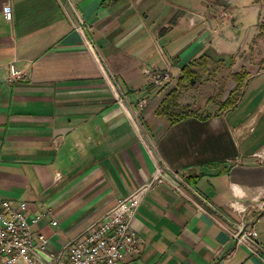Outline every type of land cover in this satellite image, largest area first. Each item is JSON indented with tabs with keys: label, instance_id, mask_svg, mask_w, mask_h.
<instances>
[{
	"label": "crops",
	"instance_id": "1",
	"mask_svg": "<svg viewBox=\"0 0 264 264\" xmlns=\"http://www.w3.org/2000/svg\"><path fill=\"white\" fill-rule=\"evenodd\" d=\"M222 1L0 0V206L48 211L33 227L48 237L46 252L164 164L183 175V193L166 183L147 193L133 220L145 245L123 264H264V65L241 62L264 7ZM227 5L239 17L214 22L215 6ZM244 9L243 19L258 14L249 27ZM199 57L233 61L234 104L171 123L158 111L166 85L144 69L167 70L172 84ZM11 64L27 76L9 81ZM242 222L257 231L259 253L237 243Z\"/></svg>",
	"mask_w": 264,
	"mask_h": 264
},
{
	"label": "built area",
	"instance_id": "2",
	"mask_svg": "<svg viewBox=\"0 0 264 264\" xmlns=\"http://www.w3.org/2000/svg\"><path fill=\"white\" fill-rule=\"evenodd\" d=\"M3 11L8 19L12 18L13 10L9 2L4 5ZM144 70L150 83L158 87H163L172 79L167 70L157 66L146 67ZM26 76L25 71L16 68L14 64L10 65L9 81ZM118 99L122 101V98ZM147 101V98L141 99L140 108H143ZM256 155L264 159V148L256 152ZM183 178L182 174L169 166L157 165L149 181L121 198L54 253L46 252L48 237L33 229L48 215V211L30 215L27 201L15 204L12 200L5 199L0 206V264H123L130 258H136L143 250L145 239L133 226V220L145 196L163 183L183 193L180 187ZM196 193L208 203L199 192ZM230 206L242 213L247 208L238 200H232ZM197 207L204 210L200 204H197ZM256 208L264 209V201L257 203ZM52 222L57 223L56 220ZM233 235L238 244L248 246L253 253L261 251L257 231L246 226L244 222L237 226Z\"/></svg>",
	"mask_w": 264,
	"mask_h": 264
},
{
	"label": "rangeland",
	"instance_id": "3",
	"mask_svg": "<svg viewBox=\"0 0 264 264\" xmlns=\"http://www.w3.org/2000/svg\"><path fill=\"white\" fill-rule=\"evenodd\" d=\"M216 2V0H211ZM222 1V0H217ZM228 2V5L232 4L230 0H223ZM222 1V2H223ZM259 6L264 7V0H255ZM214 4H211L213 6ZM227 5L226 9L219 10L216 7V17L212 18L216 22L219 13L223 18H226L225 21L229 24H233L234 18L239 17L236 14L239 11H234L233 8ZM243 7V5H242ZM244 8V7H243ZM256 10V9H255ZM247 14L245 9L240 11V18L245 22L246 26L253 25L258 20V14L252 13L250 16L243 19ZM220 17V18H221ZM262 20V19H261ZM242 38L246 39L250 32L249 28L242 29ZM251 45L244 51H242L241 59L243 67H252L255 68L258 65H264V19L261 21L260 27L257 29L256 33L252 36ZM208 69L199 68L197 66L193 67V70L197 72L198 80L195 84L191 85L187 80L183 81H174L172 84H166L165 88V97L164 103L161 104L159 112L163 113L166 110L168 103L178 102L183 106H187L193 114L204 115L205 113H212L221 109V103L229 97L230 91H233L234 82H233V61L227 59L225 62L221 63L216 61H208ZM163 88V89H164ZM224 99V100H223ZM223 100V101H222ZM159 113V114H160Z\"/></svg>",
	"mask_w": 264,
	"mask_h": 264
},
{
	"label": "trees",
	"instance_id": "4",
	"mask_svg": "<svg viewBox=\"0 0 264 264\" xmlns=\"http://www.w3.org/2000/svg\"><path fill=\"white\" fill-rule=\"evenodd\" d=\"M195 66L208 70L210 69L207 65V60L204 57L196 58L190 64L186 65L183 68V75L181 77V81L187 80L188 83L191 85L197 82L198 75L197 72L193 70V67ZM234 101V92L231 91L229 97H227V99L221 103V109H227L229 107H232ZM164 113L168 115L171 123L193 115V112H191L187 106H183L178 102L168 103Z\"/></svg>",
	"mask_w": 264,
	"mask_h": 264
},
{
	"label": "water",
	"instance_id": "5",
	"mask_svg": "<svg viewBox=\"0 0 264 264\" xmlns=\"http://www.w3.org/2000/svg\"><path fill=\"white\" fill-rule=\"evenodd\" d=\"M42 254H43L45 257H48L46 253L42 252Z\"/></svg>",
	"mask_w": 264,
	"mask_h": 264
}]
</instances>
